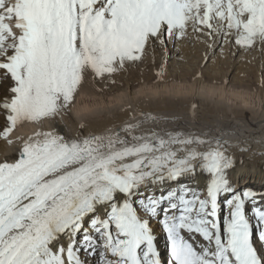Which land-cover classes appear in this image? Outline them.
Instances as JSON below:
<instances>
[{"label":"snow or ice","instance_id":"6c2138e0","mask_svg":"<svg viewBox=\"0 0 264 264\" xmlns=\"http://www.w3.org/2000/svg\"><path fill=\"white\" fill-rule=\"evenodd\" d=\"M189 35L264 52V0H0V141L16 152L0 160V264H162L161 213L167 264H264V196L232 183L229 141L144 129L151 115L58 125L89 74L111 79ZM25 124L37 130L14 137ZM186 176L203 187L143 194Z\"/></svg>","mask_w":264,"mask_h":264},{"label":"bare ground","instance_id":"6f19581e","mask_svg":"<svg viewBox=\"0 0 264 264\" xmlns=\"http://www.w3.org/2000/svg\"><path fill=\"white\" fill-rule=\"evenodd\" d=\"M160 50L161 56L146 60L144 67L142 62L134 63L137 80L127 77L124 87L118 85L121 81L115 80V76L100 85L101 80H94L89 74L68 115L58 120L59 128L75 135L80 122L92 130L102 131L113 121L137 123L151 115L157 121L145 124L144 129L181 131L227 140L231 144L229 154L236 162L230 173L232 183L238 190L254 192L259 200L264 196V62L260 64L257 60L264 61V52L259 48L244 52L233 47L230 51L226 48L221 55L219 45L209 48L192 35L175 45L169 42ZM152 65L153 71H145V66ZM254 65L262 71L257 77L249 72ZM161 70L162 77L157 75ZM116 87L119 88L114 90ZM132 116L136 119L130 120ZM3 123L0 117V127ZM43 127L47 129L50 125ZM36 130L37 126L25 124L13 136L27 137ZM15 156V150L0 141V160ZM203 185L202 179L186 176L179 181L150 185L143 194L159 196L181 186L202 188ZM246 209L251 215L252 204L248 203ZM161 217L152 224L162 264H167L169 250ZM252 223L254 240L258 241L259 231L254 220ZM256 246L264 250L261 242Z\"/></svg>","mask_w":264,"mask_h":264},{"label":"rangeland","instance_id":"374dc122","mask_svg":"<svg viewBox=\"0 0 264 264\" xmlns=\"http://www.w3.org/2000/svg\"><path fill=\"white\" fill-rule=\"evenodd\" d=\"M163 46V45H162ZM162 46L160 45V44H157L156 45V47L155 48H157V49H153L152 50V48H150V50L147 52V54L149 55H147L146 54V57L145 58H143V61H140V62H142V66L144 67V65H143V62L144 63H146V60H151V57L153 58L154 57V55L156 56H161V53H162V50H160L161 48H162ZM161 47V48H160ZM159 49V50H158ZM152 51V52H151ZM150 52V53H149ZM161 52V53H160ZM156 56V57H157ZM148 62V61H147ZM264 61H262V59H258L257 60V63H263ZM133 67H135L136 68V65L134 64V63H130V64H127L126 66H125V68L123 69V70H121L120 72H118L116 75H115V80H118V81H121V84H118L119 86H121V87H124L125 85H126V83H125V80H126V78L127 77H129V76H132V79H135V80H137V78H136V75L138 74L137 72L138 71H136V70H134V68ZM154 65H152V66H149V67H146L145 66V71H153V69H154ZM232 72V71H231ZM249 72L251 73V74H253L254 76H259L261 73H262V71L259 69V66L258 65H254V66H252V67H250L249 68ZM107 80H109V79H105V80H101L100 82H99V84L100 85H104V82L103 81H107ZM119 87H116L114 90H117ZM225 211V210H224ZM254 225H256V222H255V220H254ZM256 230L258 231V229L256 228ZM260 243V241L258 240V241H256V245L257 244H259ZM259 246V245H258ZM261 248V247H260Z\"/></svg>","mask_w":264,"mask_h":264}]
</instances>
